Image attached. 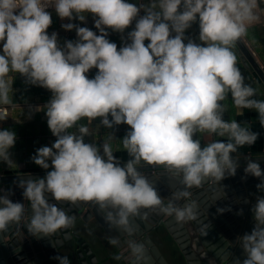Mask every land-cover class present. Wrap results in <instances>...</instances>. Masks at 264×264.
Segmentation results:
<instances>
[{
  "label": "clouds",
  "instance_id": "1",
  "mask_svg": "<svg viewBox=\"0 0 264 264\" xmlns=\"http://www.w3.org/2000/svg\"><path fill=\"white\" fill-rule=\"evenodd\" d=\"M49 6L62 20L84 22L85 14H92L100 34L63 24L65 30L75 29L78 40L61 47L57 33L47 32L52 24ZM258 8L259 0H150L139 5L126 0H0V105L12 102L10 73L49 90L52 97L44 108L56 137L51 147L37 149L32 157L36 165L52 170L44 178L19 181L31 214L26 217L25 204L12 202L9 194L0 195V234L23 225L32 236L49 237L70 227L74 218L50 203L46 194L72 205L91 202L110 231L127 237L129 264H151L146 244L134 239L140 231L136 219L148 217L141 210H159L177 222L197 219L198 204L190 189L235 176L239 165L231 154L258 138L247 124L226 121L222 102L230 94L241 115L243 109L256 110L264 127V100L253 98L256 90L245 84L232 50L248 27L259 22ZM133 21L131 42L118 50L106 29L123 33ZM197 21L201 43L190 38L185 43L186 30ZM93 68L98 71L90 79L87 73ZM85 118H99L101 126L110 129L128 125L122 145L131 159L121 165L108 141L100 146L86 143L89 129L84 125L68 131ZM198 133L227 137V142L202 147L194 138ZM15 142V132L0 130V160L9 167L14 164L9 149ZM141 162L163 167L179 177L183 187L165 203L139 170ZM244 171L264 177L260 164L251 160ZM257 188L264 190V182ZM252 212L254 228L238 238L246 258L232 264H264V197L257 198ZM109 243L120 246V236L110 237ZM53 259L70 264L67 256Z\"/></svg>",
  "mask_w": 264,
  "mask_h": 264
},
{
  "label": "water",
  "instance_id": "2",
  "mask_svg": "<svg viewBox=\"0 0 264 264\" xmlns=\"http://www.w3.org/2000/svg\"><path fill=\"white\" fill-rule=\"evenodd\" d=\"M243 56L244 62L251 67L264 83V72L260 70L247 50L238 40L235 44ZM238 168L235 176H225L219 183L211 180L205 182L200 188L190 189L191 199L198 204L197 219L177 222L174 216H167L159 210L142 209L148 212L146 220L136 219L140 231L134 239L144 242L151 256V264H168L159 249L150 238V234L161 229L177 248L185 264H232L239 258L242 262L246 256L240 246L239 237L245 233L250 234L255 226L253 206L258 197H264V190L257 185L264 182V177L257 178L246 174L244 169L249 160L260 164L264 172V158L235 159ZM148 179L155 184L161 197L167 198L171 193L181 189L180 178L168 173L161 166H139ZM47 173L5 176L0 177V195L9 194L12 202L25 204L26 217L31 214L30 205L24 199L19 181L27 178H44ZM50 203H57L68 215L84 224L95 221L97 226L109 239L112 236H120L121 245L114 249L121 255L125 264L127 260L126 236L116 230L110 231L105 223L103 213L91 202H78L72 205L68 202H56L50 194H46ZM181 205L185 201L178 202ZM223 209V212L218 211ZM73 222V223H74ZM207 225H209L207 229ZM93 233V228L90 230ZM207 231V235L203 233ZM167 238V239H168ZM76 243L74 256L80 264H89L87 258L91 257L95 263V256L79 233L73 231V224L60 229L49 237L32 236L23 225L17 228L15 225L8 233L0 234V264H42L56 257L61 249L70 248L69 244ZM67 250V249H66ZM91 262V261H90Z\"/></svg>",
  "mask_w": 264,
  "mask_h": 264
},
{
  "label": "crops",
  "instance_id": "3",
  "mask_svg": "<svg viewBox=\"0 0 264 264\" xmlns=\"http://www.w3.org/2000/svg\"><path fill=\"white\" fill-rule=\"evenodd\" d=\"M126 2L137 5L140 4L138 0H126ZM149 2L150 0H145L144 4H148ZM257 12L260 16L259 22L250 25L247 34L241 39L250 45L255 52L256 61L264 66V0H259ZM50 13L52 24L47 29V32L49 35L53 32L57 33L58 43L61 47L64 46L66 41L78 40L75 29L71 31L65 30L62 28L63 24L73 23L80 27H88L97 35L100 34L99 30L95 28L94 21L96 18L90 13L85 14L86 19L84 22H81L78 18H74L73 20L65 18L62 20L57 15L55 8ZM140 14L143 16L145 13L142 10ZM134 28L135 21H133L123 33L106 29L108 32L107 39H109L110 42L116 43L119 50L125 43L131 42L128 39V33L134 30ZM185 37V43H187L188 38L196 43H201L198 38V21L193 23L192 26L186 30ZM149 42L150 41L146 40L145 45ZM232 50L237 58L236 66L243 75L245 84L251 85L256 90V95L253 98L264 100V83H262L255 71L245 64L243 56L237 47L234 46ZM0 53H2V43H0ZM97 71L98 69L93 68L87 73V76L90 79L94 78ZM9 75L14 79L12 84L13 91L9 94L12 102L9 105H0V130L7 129L15 132L16 142L15 145L9 149L10 158L14 164L12 167H9L7 163L0 160V177L47 173L52 170L51 166L47 170L43 169L33 162L32 157L36 155L37 149L43 146L51 147L56 140V137L51 133L48 127L45 114L46 109L44 108L50 101L52 93L43 87L26 83L25 78L17 73H10ZM222 103L227 108L223 116L226 121L236 120L242 125L247 124L250 126L252 132L258 134V138L253 145H245L238 148L236 153L231 154L232 157L234 159L264 158V127L259 123L258 112L254 109H243V114L241 115L240 110L234 106L230 94ZM37 107L41 108L40 111H35ZM80 125H84L89 129V134L84 138L86 143L100 146L105 141H108L112 146L114 156L117 157L121 165H124L131 159L122 145V138L126 135L127 131H129L128 125L121 124L110 129L101 126L99 118L91 122L85 118L68 131L77 132ZM194 138L200 139L202 147L212 141L227 142V137H219L207 133H198ZM49 164L51 165L50 161ZM139 166L149 165H145L141 162ZM93 231V233L85 236L80 234L82 239L88 243L95 256V263L93 264H125L122 259H114V256L118 255V252L109 243V239L102 230L98 226H95ZM169 242L173 247V242L171 240H169ZM75 246L76 243L74 242L70 248H66L67 250L61 249L58 255L67 256L70 264H80L79 259L74 256ZM174 248L177 250L175 246ZM87 260L89 264L94 262L91 257L87 258ZM48 261L50 264H59V262L53 258Z\"/></svg>",
  "mask_w": 264,
  "mask_h": 264
},
{
  "label": "rangeland",
  "instance_id": "4",
  "mask_svg": "<svg viewBox=\"0 0 264 264\" xmlns=\"http://www.w3.org/2000/svg\"><path fill=\"white\" fill-rule=\"evenodd\" d=\"M97 226L95 221L89 224H84L80 219L73 223V231L85 236L91 234V229ZM150 238L153 240L160 253L167 261L168 264H184V261L180 253L172 247L166 235L161 229H158L150 234ZM72 244H69L71 247ZM42 264H50V262L45 261Z\"/></svg>",
  "mask_w": 264,
  "mask_h": 264
},
{
  "label": "built area",
  "instance_id": "5",
  "mask_svg": "<svg viewBox=\"0 0 264 264\" xmlns=\"http://www.w3.org/2000/svg\"><path fill=\"white\" fill-rule=\"evenodd\" d=\"M139 3H144L145 0H138ZM47 11L51 12L54 10L53 6H49L47 9ZM141 16V14H139ZM242 43V45L244 46V48L247 50V52L249 53V55L251 56V58L255 61V63L258 65V67L260 68V70L262 72H264V66L260 65L257 61H256V55L255 52L253 51V49L250 47V45L248 43H246L244 40H242L241 38L239 39Z\"/></svg>",
  "mask_w": 264,
  "mask_h": 264
}]
</instances>
